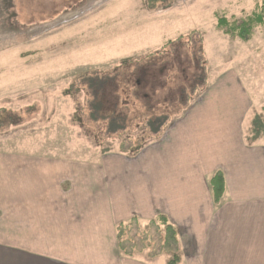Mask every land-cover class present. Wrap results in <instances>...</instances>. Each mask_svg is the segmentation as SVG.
<instances>
[{"label": "rangeland", "instance_id": "1", "mask_svg": "<svg viewBox=\"0 0 264 264\" xmlns=\"http://www.w3.org/2000/svg\"><path fill=\"white\" fill-rule=\"evenodd\" d=\"M263 2L0 0V155H135L226 76L252 104L244 135L264 137V24L248 41L217 29ZM159 114L171 121L148 138Z\"/></svg>", "mask_w": 264, "mask_h": 264}, {"label": "crops", "instance_id": "2", "mask_svg": "<svg viewBox=\"0 0 264 264\" xmlns=\"http://www.w3.org/2000/svg\"><path fill=\"white\" fill-rule=\"evenodd\" d=\"M217 87L135 155H0V264H167L122 257L115 237L118 223L158 215L177 231L176 264H264V137L244 135L254 115L235 76Z\"/></svg>", "mask_w": 264, "mask_h": 264}, {"label": "trees", "instance_id": "3", "mask_svg": "<svg viewBox=\"0 0 264 264\" xmlns=\"http://www.w3.org/2000/svg\"><path fill=\"white\" fill-rule=\"evenodd\" d=\"M263 24L264 2L258 7L256 12L241 21L230 22L225 17H219L217 19V29L222 30L225 34L231 35L233 38H237L241 41H248L254 28ZM128 61L129 60L127 59L123 60L121 64L125 65ZM87 80L92 81L93 77H87ZM92 91L95 96L101 93L98 91L96 95L97 91L95 89ZM98 102L99 101L95 104V112L97 111L96 108H100L98 107ZM183 103H185V100ZM262 113L264 121V107L262 108ZM92 114L91 117H93ZM170 121V116H166L165 114H159L156 118L148 119L145 123L147 137L158 139ZM139 148L140 147L136 145L127 149L124 148V145H120V152L128 153V151L131 150V152L136 153ZM209 185L213 203L218 204L225 190L222 173L219 171L216 172L210 179ZM114 229L118 250L124 258H132L136 254H141L147 251L148 256L151 258L157 257L161 253L165 254L169 257L167 264H176L179 260L180 243L177 231L174 226L168 223L163 215H158L147 221L132 218L126 222L118 223L115 225Z\"/></svg>", "mask_w": 264, "mask_h": 264}]
</instances>
